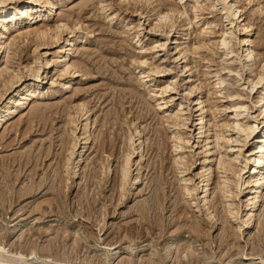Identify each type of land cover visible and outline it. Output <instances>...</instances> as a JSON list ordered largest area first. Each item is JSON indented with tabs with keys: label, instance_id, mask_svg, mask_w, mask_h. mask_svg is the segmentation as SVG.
Masks as SVG:
<instances>
[{
	"label": "rangeland",
	"instance_id": "374dc122",
	"mask_svg": "<svg viewBox=\"0 0 264 264\" xmlns=\"http://www.w3.org/2000/svg\"><path fill=\"white\" fill-rule=\"evenodd\" d=\"M225 3L239 7L250 25L255 51L250 67H238L237 59L224 55L220 40L228 37L230 25L216 0L7 3L24 8L26 29L43 23L51 29L39 39L33 33L18 35L21 29L14 27L10 33L16 40L0 54V92L14 75L21 77L0 99V244L5 249L13 253L32 246L29 264H264V194L256 223L245 225L248 174L236 176L217 164L220 157L233 167L239 163L235 107H247L239 121L245 133L242 156L261 126L254 100L264 83L253 91L250 84L264 61V0ZM239 22L237 39L230 43L237 56L244 46L236 42L246 36ZM29 66L41 67L38 78ZM199 98L206 107L202 118ZM81 104L88 109L86 120ZM137 127L145 151L139 165V154H131L121 195L119 150H133ZM205 129L208 138L201 134ZM85 137L81 170L70 178L74 151ZM208 177L213 220L200 201ZM218 180L228 184L229 193L219 195ZM36 204L41 208L34 212ZM140 205L146 210L143 220ZM169 240L173 245L165 250Z\"/></svg>",
	"mask_w": 264,
	"mask_h": 264
},
{
	"label": "bare ground",
	"instance_id": "6f19581e",
	"mask_svg": "<svg viewBox=\"0 0 264 264\" xmlns=\"http://www.w3.org/2000/svg\"><path fill=\"white\" fill-rule=\"evenodd\" d=\"M12 1L13 0H0V17H4V16H6L8 14L11 15L10 17L7 16L8 17L7 19H3L0 22V54L3 53V50H4V48L6 46L11 45L12 42L14 43V40H16V37L17 36L15 35L16 37H14L10 33V29H12L14 27H18L19 30L21 29L20 32L18 33V35H21V34H30V33L32 34L33 33V35H36L39 39H41L44 35H46L47 32L51 29L50 25H47V24L44 25V23H43V26H41V27L38 26V27L33 28V29H26V27L23 26V25H26L27 24V23H24L25 22V19H24L25 12H23V9L24 8L23 9H19L18 6L7 7L6 6L7 3L12 2ZM216 1L222 5V8L221 9H222L224 18H225V20L230 25V30H229V32L226 33L228 35V37L227 38L222 37L221 40H220V47L222 48V50H224V52H223L224 55L230 56V58H232V61H234L233 59H235V60L237 59V61H239L238 62V65H239L238 67H242V66H244V67L245 66L250 67V65L252 64V62L254 61V58H255L254 57L255 56V51L253 49V42L250 39V37H248V32H250V25L245 21L246 17L244 15V12H242V10L239 7H236L235 4H231V3L226 4L225 3L226 0H216ZM19 5H22V4L19 3ZM53 7H54V5H51L50 7H48L49 8L48 9V14H50V13L52 14ZM160 11H162V10H160ZM175 11L178 12L180 15L185 14V10H182L181 11L179 9L178 10L175 9ZM168 13H169L168 11L165 12V13L162 11L160 13V15L163 16V18H166L168 16ZM17 15H19L18 20L20 19V21H18L16 19ZM169 16H170V14H169ZM30 21H31V19H30ZM238 21H240V22H239V24H237V27L240 26L242 28L241 31L243 30L244 34H246L245 37H243L242 39H239V41L236 42V45H238L240 43V41H242V44L244 46L243 50L242 51L241 50L239 51V52H241V55L238 53L239 56H237L235 50L233 49L234 46L232 47L231 44H230V43H232L233 40H236L237 39V31L239 29L237 28L238 30L236 31L235 24ZM55 27L58 28V25L57 26L55 25ZM54 29H56V28H54ZM224 34L225 33H223V35ZM184 48H179V50H180V52L182 54L185 52L184 51L185 50ZM0 57H1V55H0ZM46 64H45V66H46ZM139 64H141V63L139 62ZM68 67H73V64L71 63ZM40 68L41 67L33 68L32 66L31 67L29 66V69L28 70H29L30 74H32L33 77L38 78L39 76L38 75L35 76V75L38 73V71L40 70ZM237 69L238 68H236V70ZM240 70H241V68H240ZM215 76L217 77V80H218L217 83L220 84V83L223 82L222 79L219 78L220 76H219L218 73H216ZM20 78H21L20 76L14 75L13 78H11L9 81H7V83L4 84V87L5 88L2 90V92H0V99H1L2 95L5 94L6 91L9 88H11L15 83L17 84V82H19ZM142 78H144V79L145 78H148V75H144V76H142ZM251 81H252V84H250V86L253 85L252 88L250 87L251 90L254 89V87L256 88V86H261L264 83V61L261 63L259 70L257 71L255 77ZM196 88H197V86L190 87L189 90L186 91L185 94H189V93L191 94V92L194 89H196ZM22 89H24V88H22ZM14 90H16V89H14ZM20 90H17L16 94L19 93ZM22 92H23V90H22ZM19 95H21V94H19ZM255 96H256V98H255L254 101L257 103V108H258L259 114H261V118H260V120H261L260 121L261 126H260L259 129H257L254 132V140L252 141L248 152L245 154V156H242L241 155L240 148L243 146V145L241 146V144L244 143V135H245V133H244L243 127H242V125H241V123L239 121H240V116H243V115L246 116V112H247L246 109H247V107L245 105H239V106H237V107H235L233 109V112H234V119L233 120L234 121L232 122V127L235 130V134H236V138H235L234 141L239 144L238 147H237V149H236V156L238 157L239 163H238V165H236V167H233L234 165L232 166V163L230 161L229 162H226V163H223V160L221 159V157L217 159L218 166H222L223 168H224V166H226V167H228L229 170L232 169V173L234 175H236V176H238L239 175V172H242V171H244L245 173L248 174L243 179L244 187L247 188L248 186H250V189H251L248 192L249 194H251V196L247 200L248 201L247 202V205L249 206L248 207V211L246 212V214H247L248 217H247V219L245 221V225H247V226L249 224H252V222H254V220L256 219V216H257L256 211L258 212V206H259L258 204L260 203V200H261V198L263 197V194H264V90L258 91L257 95H255ZM199 100H200L199 101L200 104L204 102L200 98H199ZM13 101H15V98L13 99ZM8 103H9V101H8ZM84 105L81 104V106H80L81 111L80 112L82 113V115L84 116V119L86 120V119H88V117L86 115L88 113V109ZM205 108H206L205 105H202L201 106V110L199 112V116L201 118H202L203 113L206 111ZM87 125H88V123L86 121V123H85V130L88 127ZM203 127L204 126H202L201 128H203ZM205 131H207V129H205L204 131H201V134L204 133ZM134 134L136 136V139L135 140H137V144H135V146H133V150L128 151V152L127 151L123 152L124 151L123 148H122L123 150L122 149L119 150L121 152H120V158H119L120 159V163H119L118 168H117L118 169V178H117L118 179V183L117 184L119 185V189H120L121 195L123 193V187H124V185H125V183H126V181L128 179L129 162H130V159H131L130 158L131 157V154H133L135 152H136V154H139V161H138V165H139L140 164V160L142 159L143 154H144V151H145L144 150V141L142 139L143 135H142L141 129H138V127H137L134 130ZM204 134H206V133H204ZM206 138H208L207 134H206ZM84 139H85L84 142H83L84 145H82V148L80 149V151H78L77 153L75 152L76 150L74 151V155H73L74 158H73L72 162L70 163L67 159H66L67 160L66 163H64L65 160L63 162L64 164H66L65 165V169H66V166H67V169H69L68 167L71 164L70 171H69L70 172V178L72 177L71 174L73 175V177L75 175H78L77 172L79 171V169L81 170V166H82L83 161L85 159V158L83 159V155H84L83 148L87 144V137H85ZM125 139L126 138H124V140ZM127 140L129 141L130 138L127 139ZM127 140H126V142H127ZM214 140H215V142L219 143V141L221 140V137L218 134H216ZM72 146H73V144H72ZM122 147H124V146H122ZM119 148H121V147H119ZM220 148H222V146ZM119 151H118V153H119ZM173 162H175V161H173ZM222 167H221V169H222ZM218 168H220V167H218ZM109 171H110V166L108 165L107 166V172H108L107 175L109 174ZM104 173L106 174V172H104ZM139 173H140V168H138L135 177L134 176L132 177V179H133L132 184H133V182H134V184H135V182H137ZM80 174L82 175L83 173H80ZM209 179L210 178L208 177L205 180V183H204L203 188H202V191H201L203 194H202V197L200 198V201L203 202L202 204L205 207V211H206L205 215L208 217V219L213 220V218H215V216H216L215 213H213L216 210V208L214 207V203H213V200H214V195H213L214 194V188L212 186V183L211 184L209 183V181H210ZM65 182H67V181H65ZM212 182H214V181H212ZM215 186H216V188H217L218 193H219L220 196L224 195L226 192H228V193L230 192V188L228 187V184L222 182L221 180L220 181L218 180L217 185H215ZM26 189H27V187L24 188L23 191L20 192V195L23 196L24 194H26V191H27ZM183 189H184L183 192L186 191L185 186L183 187ZM125 190H126V188H125ZM220 196H219V199H221V202H222V197H220ZM53 199H49L46 202L49 205H53V203H52ZM222 205H223V203H222ZM224 205H223L224 211H228V213H229V209H228L229 206H224ZM54 207H55V205H54ZM40 208H41V204H38V205L36 204V206L33 208V211L35 212V210H39ZM146 209H147V207H146ZM138 211L140 212V214L138 213L139 214L138 215L139 216V219H141V220L145 219L146 218L145 217V214H146L145 206L144 205H140L138 207ZM185 215H187V214H185ZM256 220H255V223H256ZM263 222H264V220H263ZM255 223H254V225H255ZM195 225L196 226H194V223H193L194 228L197 231H200V227L198 226V224H195ZM250 227H251V225H250ZM225 231H227V230L225 229ZM126 235H127V233H126ZM172 243L173 242H171L170 240L169 241H166L165 242L166 245L164 246L165 247V250L166 249L167 250L168 249L170 250V247H172V245H173ZM191 253H192V251H191ZM32 254H35L34 250L32 249V246H30L27 250L19 249V250H16L15 252L12 253V252L9 251V249H5L0 244V264H29L28 257L31 256ZM240 254H242V253H240Z\"/></svg>",
	"mask_w": 264,
	"mask_h": 264
}]
</instances>
